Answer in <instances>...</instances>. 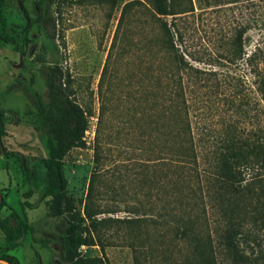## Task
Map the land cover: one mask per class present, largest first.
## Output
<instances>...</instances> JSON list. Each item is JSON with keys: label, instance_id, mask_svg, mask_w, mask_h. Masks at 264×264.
<instances>
[{"label": "rangeland", "instance_id": "374dc122", "mask_svg": "<svg viewBox=\"0 0 264 264\" xmlns=\"http://www.w3.org/2000/svg\"><path fill=\"white\" fill-rule=\"evenodd\" d=\"M170 2L178 14L157 19L153 0H58L54 4L2 0L0 109L6 134L0 139V194L6 207L1 216L15 210L28 223L29 232L19 247L8 251L0 231V256L9 252L19 264H66L65 219L52 214L51 198L45 197L50 152L42 115L48 88L41 70L59 65L71 75L89 125L85 146L73 149L64 160L68 195L83 224L92 225L86 207L94 215L95 228L90 229L95 246H82L81 255L101 259L102 264H166V257L176 263L183 258L184 245L172 244L176 243L173 234L166 233V203H154L146 154L125 147V141L113 135L109 158L96 168L101 112L111 99L115 109L111 116L106 114L109 123L104 133L115 134L121 127L117 117L124 111L121 104L129 89L128 78L136 82L141 72L153 70L157 50L153 43L168 40L161 31L166 22L176 48L197 70L184 76L186 98L201 173L210 175L227 131L235 129L247 136L264 126V101L246 63L257 45H264V0ZM241 33L243 54L233 46L234 37ZM106 68L113 71L112 77L105 74ZM130 88L137 90L135 85ZM256 177L263 181L264 171ZM246 178L255 179V174ZM229 194L228 190L226 199H204L205 225L218 243L219 235L234 224L240 248L251 257L256 255L251 262L256 258L262 263L264 212L255 210L256 203L239 202ZM252 233L260 245L250 237ZM221 257V264H232L225 255Z\"/></svg>", "mask_w": 264, "mask_h": 264}, {"label": "trees", "instance_id": "16d2710c", "mask_svg": "<svg viewBox=\"0 0 264 264\" xmlns=\"http://www.w3.org/2000/svg\"><path fill=\"white\" fill-rule=\"evenodd\" d=\"M48 1L54 4L58 0ZM1 4L2 0L0 18ZM131 6L132 3L127 4L125 12ZM153 6L157 19L178 14L173 10L170 0H153ZM250 26L251 24H248V28ZM246 29V26L241 28L243 32H246ZM161 31L168 40L153 43L156 46L153 49H157L154 51L153 70L146 74L141 72L139 77L136 76V82L134 77L128 78L129 89L121 104V111H124L117 117V125L121 127L117 128L115 134L106 136L104 132L109 123L106 114L111 116L115 109L111 99L107 98L108 104L106 103V109L103 107L101 112L95 141L96 168H101L109 158L107 153L111 151L109 145L112 146L113 135L125 141V147L146 154L148 163L151 162L148 166L153 175L151 183L155 186L154 203H166V233L173 234L172 242L176 243L172 244L180 242L185 247V254L179 263L166 257V264H221V255L230 259L232 264H264V256L261 257L262 263L256 258L254 263L250 261L256 255L251 257L240 248L236 239V236H239L238 229L231 222V228L229 226L225 234L219 235L217 243L205 225L207 204L204 203L205 198L210 201L226 199L229 190L232 195L229 194L228 197L234 196L239 202L256 203L255 210L264 212V180L259 181L260 178L256 177L259 172L264 171V126L247 136L239 134L235 129L227 131L212 165V173L203 176L192 131L184 77L197 70L188 65L176 48L177 41H173L174 35L166 22L161 25ZM242 38V33L234 37L233 46L236 53L243 52ZM228 62L232 63L233 59L229 58ZM246 63L264 101V45L258 44L247 56ZM107 73L110 77L113 76V71L106 68L105 74ZM41 75L48 88V104L42 111L43 130L50 152V157L45 163V197L51 198L52 214L65 219L63 243L66 264H102L101 259L83 258L80 253L82 246H95V238L90 229L95 228L94 215L89 206L86 207L85 215L92 225L83 224L80 213L76 211L74 202L68 195L65 176L64 160L73 149L85 146L88 121L76 100L73 79L68 72L59 65H45ZM134 85L137 90L130 88ZM4 115L0 109V139L6 134ZM134 123L135 127L132 126ZM252 174H255V179L246 178ZM172 203L187 204L183 207H173ZM201 203L204 205L202 209ZM4 207L6 202L1 196L0 231L4 234L10 251L26 240L29 225L15 210H11L7 217H2ZM254 236L253 233L250 235L253 241L260 245ZM168 253L169 250L166 249V254ZM262 254L264 253L261 252L259 257ZM0 260L19 264L18 259L9 252L2 254Z\"/></svg>", "mask_w": 264, "mask_h": 264}, {"label": "water", "instance_id": "95a60500", "mask_svg": "<svg viewBox=\"0 0 264 264\" xmlns=\"http://www.w3.org/2000/svg\"><path fill=\"white\" fill-rule=\"evenodd\" d=\"M0 199H1V194H0ZM0 264H10V263L5 260H0Z\"/></svg>", "mask_w": 264, "mask_h": 264}]
</instances>
